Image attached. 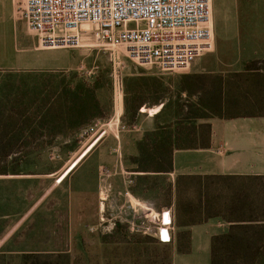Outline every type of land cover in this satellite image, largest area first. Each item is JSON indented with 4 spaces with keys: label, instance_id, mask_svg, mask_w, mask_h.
Instances as JSON below:
<instances>
[{
    "label": "rangeland",
    "instance_id": "1",
    "mask_svg": "<svg viewBox=\"0 0 264 264\" xmlns=\"http://www.w3.org/2000/svg\"><path fill=\"white\" fill-rule=\"evenodd\" d=\"M1 3L0 23L14 30L18 65L29 68L0 72V111L10 107L7 117L13 118V109L22 112L26 117L19 123L29 131L32 115L41 108L45 118L37 123L46 130L52 128L44 141H56L41 157L29 158L22 170L45 172L63 165L67 173L63 188L50 195L48 206L26 217L32 200L18 198L14 189L0 185V264H181L172 247L152 237L156 225L142 212L144 204H126L119 195L121 176L132 169L134 159L129 161L127 155L135 142L114 139L123 127L135 123V115L122 117L128 95L134 110L138 101L156 99L150 87H158L160 96L167 93L166 84L156 77L187 73L191 68L162 72L140 66L86 33L82 48L43 50L35 34L30 32L33 39L28 35V25L17 11L18 0L11 10ZM212 6L214 48L202 56L220 60L212 70L235 71L245 56L264 57V48H233V35L216 32V21L223 15L239 13L255 21L257 12L264 13V0H212ZM29 41L34 44L32 53L24 52ZM253 68L264 72V60ZM134 75H142V81L137 82ZM99 123L106 126L90 137L87 131ZM20 139L30 141L28 135ZM163 142L147 141L145 149L155 150ZM111 185L117 193L108 198ZM256 216L264 220L260 207ZM56 220L62 240L46 241L48 236L41 231ZM181 238L183 249H188V235L183 233ZM196 261L206 264L208 259Z\"/></svg>",
    "mask_w": 264,
    "mask_h": 264
},
{
    "label": "crops",
    "instance_id": "2",
    "mask_svg": "<svg viewBox=\"0 0 264 264\" xmlns=\"http://www.w3.org/2000/svg\"><path fill=\"white\" fill-rule=\"evenodd\" d=\"M16 1L3 0V6L11 10ZM1 5L0 0V8ZM263 14L257 12L255 21H248L239 13L229 18L220 16L216 32L233 35V48L258 51L264 48ZM213 20L214 11L212 25ZM33 46L29 41L24 52L32 53ZM16 49L14 30L0 23V72L29 68L18 65ZM262 56H245L235 71L212 70L220 60L201 57L187 73L159 76L165 79L156 77L168 87L164 96L152 86L150 92L156 99L138 101L134 110H130L131 95L127 96L122 117L135 115V123L123 127L114 141H134L133 152L127 155L129 161H134L132 169L121 176L119 195L126 204H144L157 213H170L174 241L161 243L157 232L152 237L172 247L176 257L182 259L181 264H199V258L212 264L213 238L228 234L233 225L247 224L230 214L243 191L254 202L264 199V72L248 68L264 60ZM134 77L137 82L142 81V75ZM9 111L7 107L0 115ZM147 141H164L168 149L165 169L156 166L161 163V153H142L140 146ZM66 173L63 165H54L50 171L0 176V185L14 189L18 198L32 200L26 217L48 206L50 195L63 188ZM160 182H164L163 188ZM114 193L117 191L111 185L107 197L112 198ZM54 204L53 208L58 209V204ZM41 232L48 236L46 241L62 240L58 237L57 220L48 222ZM183 233L188 235L186 250L182 246Z\"/></svg>",
    "mask_w": 264,
    "mask_h": 264
},
{
    "label": "built area",
    "instance_id": "3",
    "mask_svg": "<svg viewBox=\"0 0 264 264\" xmlns=\"http://www.w3.org/2000/svg\"><path fill=\"white\" fill-rule=\"evenodd\" d=\"M17 11L43 50L79 49L83 34H92L108 49L162 72L187 71L214 46L212 0H18ZM105 126L87 134L95 137ZM141 206L160 242L171 244L170 213Z\"/></svg>",
    "mask_w": 264,
    "mask_h": 264
},
{
    "label": "trees",
    "instance_id": "4",
    "mask_svg": "<svg viewBox=\"0 0 264 264\" xmlns=\"http://www.w3.org/2000/svg\"><path fill=\"white\" fill-rule=\"evenodd\" d=\"M255 64H250L248 68L251 70ZM41 112L40 108L32 115L34 124L29 131L19 123L26 117L22 112L13 109L11 115L14 114V118L0 115V176L21 175L29 158L41 157L47 148L55 145L56 141H44L46 132L52 128L46 130L41 123H37L45 118ZM27 135L30 141L20 139ZM52 136H56L55 133ZM140 149L142 153H147L145 144L142 143ZM155 150L161 153L162 158L156 166L163 170L168 164L164 160L168 149L160 145ZM259 207L264 211V199L254 202L243 191L230 214L247 224L233 225L228 234L213 238L212 264H264V224H261L264 220L256 216ZM206 212L211 213V210Z\"/></svg>",
    "mask_w": 264,
    "mask_h": 264
},
{
    "label": "bare ground",
    "instance_id": "5",
    "mask_svg": "<svg viewBox=\"0 0 264 264\" xmlns=\"http://www.w3.org/2000/svg\"><path fill=\"white\" fill-rule=\"evenodd\" d=\"M164 220H165V222H166L167 224H169L170 221H171V217H170L168 214H166V215L164 216ZM163 233H164V235H165V238H167V237H168V236H167V232H166V231H163Z\"/></svg>",
    "mask_w": 264,
    "mask_h": 264
}]
</instances>
